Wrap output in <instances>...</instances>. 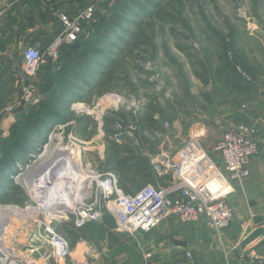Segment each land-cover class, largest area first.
<instances>
[{
	"label": "rangeland",
	"instance_id": "rangeland-1",
	"mask_svg": "<svg viewBox=\"0 0 264 264\" xmlns=\"http://www.w3.org/2000/svg\"><path fill=\"white\" fill-rule=\"evenodd\" d=\"M25 3L26 0H0V20L5 21L6 16L9 19ZM117 5L118 0L102 1L97 14L84 26L78 43L63 48L61 69L49 71L43 89L37 90L33 101L8 127L9 135L2 139L0 155L12 138L21 134L23 126L47 111L62 121L47 124L45 139L53 132L57 136L58 125L63 126L61 138L76 135L83 141L80 156L98 169L112 168L123 190L133 193L150 182L146 180L147 171L153 173L156 161L171 158L175 149L167 147L166 134L176 141L185 136V142L195 138L210 155H215L212 147L227 126L243 121L242 105L259 98L263 77L250 76L248 91H239L227 87L218 78L217 70L223 46L232 61L236 54L238 59L251 62L260 55L259 44L264 45V0H128L124 10L115 12ZM95 34L101 40L90 44ZM23 49L18 50L22 53ZM87 54H91V61ZM70 71L76 74L74 78L67 77ZM254 71L263 74L264 65ZM60 80L66 90L63 94L57 89ZM254 80L258 83L254 84ZM111 92L129 94L140 103L135 113L120 106L108 110L100 128L92 107L99 97ZM50 99L54 105L48 103ZM115 121L138 124L143 130L154 126L164 136L155 142L145 139L144 145H138L118 129ZM165 121L170 124L168 129L161 127ZM193 125L199 126H194L188 135ZM45 141L32 142L36 151L33 154L41 150L36 147L42 144V148ZM167 148L169 153L165 155ZM134 157L143 159L145 172H138ZM2 174L0 202L12 203L25 197L24 189L12 182L9 173ZM54 228L71 245L66 264L88 260L82 252L85 246L120 245L134 240V236L117 231L109 217L85 228L77 229L70 223H57ZM34 243L47 248L38 239Z\"/></svg>",
	"mask_w": 264,
	"mask_h": 264
},
{
	"label": "built area",
	"instance_id": "built-area-1",
	"mask_svg": "<svg viewBox=\"0 0 264 264\" xmlns=\"http://www.w3.org/2000/svg\"><path fill=\"white\" fill-rule=\"evenodd\" d=\"M97 5V1L92 2L74 16L60 13L63 29L45 50L34 45L24 47L23 72L29 79L22 88L25 103L33 101L35 93L30 80L37 75L44 59L48 58L55 70L61 69L63 48L79 41L82 26L96 15ZM239 71L246 80H252L247 72ZM139 103L129 94L111 92L97 99L92 113L102 128L108 110L120 106L135 113ZM115 125L138 143V124L115 121ZM162 126L167 129L170 124L165 121ZM62 127L59 126L57 136H49L43 145L38 166L21 180H12L24 189L26 200L21 204L0 202V264H66L71 257V245L55 230L57 223H70L79 229L110 216L118 231L136 237L155 229L168 215L186 223L205 216L209 226L220 233L232 218L227 203L233 191L231 180L247 177L246 164L259 152L254 138L256 127L246 122L232 123L212 147L220 163L197 139L190 138L172 159L159 162L158 173L170 172L172 182L161 187L147 183L127 193L113 171L98 169L80 156L82 140L73 134L61 138ZM146 133L154 139L160 136L158 130ZM36 238L47 248L34 243ZM187 256L191 257L189 252ZM259 262L264 264V259Z\"/></svg>",
	"mask_w": 264,
	"mask_h": 264
},
{
	"label": "crops",
	"instance_id": "crops-1",
	"mask_svg": "<svg viewBox=\"0 0 264 264\" xmlns=\"http://www.w3.org/2000/svg\"><path fill=\"white\" fill-rule=\"evenodd\" d=\"M95 1H97L98 10L99 5L104 0H26L22 9L12 12L9 19L6 16L5 21L0 20V146L3 143L2 139L9 135L8 127L16 121V117L21 114L20 112L25 106L30 104L25 103L21 98L22 88L29 82V79L23 72L22 53L18 49L27 45H34L45 50L63 29V24L59 19L60 13L74 16ZM87 23L82 26L80 39L84 35L82 33ZM71 46L68 45L64 48ZM258 51L260 55L256 56L253 62L248 60H244V62L249 66L246 72L252 78L263 77L264 81V73L257 74L254 71L258 66L264 65V45L262 43L259 44ZM51 69L54 70L50 60L45 58L37 75L30 80L35 93L33 98L37 95V90L43 89L44 79ZM253 82L254 84L258 83L255 80ZM243 111L245 112L241 115L243 118L241 122L251 123L256 127L254 138L259 144V152L246 164L249 175L241 180H231L233 191L228 195L227 203L233 213L231 222L227 227L217 233L209 226L205 216L197 222L186 223L177 216L168 215L161 220L155 229L148 233L138 234L133 237L134 240L131 242L120 245L92 244L85 246V249L81 251L88 256V260L86 259L82 263L261 264L259 259H264V87L260 91L259 98L256 101L251 99ZM58 121L62 120L59 119ZM194 126L199 125L190 127L188 135L191 134ZM151 130L159 131L154 126L144 130L140 128L136 134L138 143H135L144 145L145 139L151 142L160 140L163 133L159 131L160 136L154 139L146 133V131ZM43 133L46 135V130ZM43 133L32 142H44L46 139ZM166 136V138L169 136V141H166L169 144L167 147H173L175 150L172 151L171 158L161 159L160 162L172 159L178 146L182 145L187 137L176 141L177 139L173 140L172 135L166 134ZM24 137L25 139L22 138V140L27 141L26 145L30 146L31 149L27 147L25 154L14 155L7 169L10 179L11 174L17 171L18 166L28 162L32 158V154L36 152L28 141L29 136ZM13 141L12 138L7 148ZM40 146L36 149H40ZM4 150L0 155L1 158ZM160 153H158L159 156ZM164 153L165 155L169 153L168 148L165 149ZM212 156L220 163L218 154ZM158 161H156L153 173L150 170L147 171L146 180L150 181L147 183L161 187L172 182L173 179L168 171H164L163 174L158 173L157 168L161 166ZM99 169L110 170L115 173L112 168L102 167ZM2 175L0 173V176ZM25 200L26 194L25 197L21 196L12 203L21 204ZM107 217L112 220L110 216ZM93 223L95 222L87 224L84 228ZM112 223L114 224L113 220ZM188 252L191 257L187 256Z\"/></svg>",
	"mask_w": 264,
	"mask_h": 264
},
{
	"label": "trees",
	"instance_id": "trees-1",
	"mask_svg": "<svg viewBox=\"0 0 264 264\" xmlns=\"http://www.w3.org/2000/svg\"><path fill=\"white\" fill-rule=\"evenodd\" d=\"M126 1L128 0H118V5H117V8L115 9V12L124 10L127 6V5H124ZM100 40H101L100 35L95 34L91 38L90 44L98 43ZM222 53H223L222 54L223 56L220 58V63H219V67L217 70L218 78L222 80L223 83L229 88L231 87L239 91H248V85L251 82L246 80V78L242 76L239 69L242 68L246 72L249 69V66L246 64V62H244L242 57H239L238 59V54L235 55L234 61L229 59L227 56V51L224 46L222 47ZM86 58L88 61H91L92 60L91 54L89 55L87 54ZM80 69H82V66H80ZM74 75L76 74L70 71L68 72L67 77H69V79L74 78L75 77ZM47 77L48 76H46V78ZM57 85H59V87H57ZM57 85L55 86V88L56 87L57 89L59 88L58 91L61 92V94H63L65 90L64 82L60 80L58 81ZM48 103L50 105H54V102L52 99H50ZM58 120L59 119L57 115H52L48 113L47 111H44L40 115L33 118L30 124H26L25 126H23L20 132L24 136L26 135L29 136L28 141L30 145H32L31 142L33 141V139H36V137L41 136L43 131L46 130L45 128L49 124L55 123ZM152 121L155 122L154 120ZM21 134L14 136L13 143L6 150H4L3 156L0 160V171L3 170V172L8 173L7 169L9 168L10 162L14 158V155H20V153L25 154L26 153L25 149L27 147L31 149L30 146L26 145L27 141L22 140L20 136ZM132 159H136V158L134 157ZM135 163H136L135 166L138 168L139 173L140 172L143 173L146 171V166H143V164L145 165V162L143 161V159H140V160L136 159ZM120 182L121 181H119V183Z\"/></svg>",
	"mask_w": 264,
	"mask_h": 264
},
{
	"label": "bare ground",
	"instance_id": "bare-ground-1",
	"mask_svg": "<svg viewBox=\"0 0 264 264\" xmlns=\"http://www.w3.org/2000/svg\"><path fill=\"white\" fill-rule=\"evenodd\" d=\"M58 126H61V125H58ZM52 134L53 135H49L50 138H52V136H54L55 133L53 132ZM48 138L49 137H47L45 143L47 142ZM42 148H40L41 150L39 152H37V153H35V154L32 155L31 160H29L28 162H26L24 165H20L19 168L17 169V171L15 173L11 174V176H12L11 179L12 180L13 179L21 180L22 178H24L25 176H27L29 174V172L35 166H38L37 164H39L41 162V158H42V154H41L42 153ZM75 158L78 159V155H76ZM77 162H79V161L77 160Z\"/></svg>",
	"mask_w": 264,
	"mask_h": 264
}]
</instances>
